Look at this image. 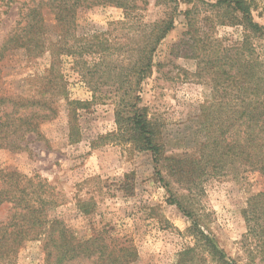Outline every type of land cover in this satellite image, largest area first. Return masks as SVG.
Here are the masks:
<instances>
[{
    "label": "rangeland",
    "instance_id": "1",
    "mask_svg": "<svg viewBox=\"0 0 264 264\" xmlns=\"http://www.w3.org/2000/svg\"><path fill=\"white\" fill-rule=\"evenodd\" d=\"M38 1L0 0V94L47 98L55 102L58 114L40 122L38 133L30 132L22 149H1L0 167L32 179L35 185L39 182L46 185L43 189L49 202L47 215L64 222L74 234L75 244L89 240L97 246L102 244L104 235L134 245L138 257L132 264H177L179 252L191 238L186 232L190 218L171 202L175 198L187 208L205 212L209 230L220 247L230 256H241L246 261L248 251L243 246V237L247 225L243 209L248 198L264 188V177L244 166L236 172L227 164L226 170L216 174L205 168L192 205L186 199L188 184L174 160L185 155L201 160L200 134L206 125L216 122L212 116L216 107L211 110L208 107L218 100L212 76L195 74L196 60L172 50L185 30V16L177 15L175 28L162 40L155 54L161 65L155 66L142 84L141 104L147 106L149 116L157 121L165 144L163 159L156 164L150 151H139L131 141L124 142L114 135L118 96L105 95L104 91L118 79H110L104 85L103 77L98 78L97 74L92 77L84 62L92 63L97 57L91 53L83 58L60 54L56 69L63 74V80L49 82V77L45 78L52 60L48 52L35 55L21 46L4 47L17 23L21 21V26L24 25V15ZM148 3L145 10H138L144 22L164 17V6L158 5L157 0ZM193 4L181 0L179 9L185 11ZM124 13L123 8L113 5L80 9L73 36L88 41L108 38L112 46L108 66L120 67V51L137 46L140 29L135 21L133 25L121 24ZM253 14L264 24V0H255ZM43 17L48 36L56 39L60 31L54 14L44 9ZM216 31V36L240 39L243 29L219 26ZM118 72L119 68L112 73ZM93 83L101 88L95 97H92ZM46 84L65 88L52 95L50 85ZM72 100L81 104L71 106ZM206 111L209 114H204ZM200 167L203 168L202 163ZM26 189L32 190L28 181ZM14 211L11 203L0 205V237ZM47 241L46 236L32 235L7 252L4 240L0 239V264H47ZM97 258L98 255L77 258L66 264H95ZM259 258L260 255L257 261Z\"/></svg>",
    "mask_w": 264,
    "mask_h": 264
},
{
    "label": "trees",
    "instance_id": "2",
    "mask_svg": "<svg viewBox=\"0 0 264 264\" xmlns=\"http://www.w3.org/2000/svg\"><path fill=\"white\" fill-rule=\"evenodd\" d=\"M180 1L157 0L158 5L166 8L164 17L144 22L143 14L138 10H145L148 0H40L27 10L22 19L24 25L21 26V21L17 23L18 27L4 47L21 46L35 55L48 52L52 60L45 78L49 77V82L63 80V74L56 69L60 54L81 58L86 53L93 54L96 60L89 64L84 62L92 77L96 74L98 78L103 77L104 85L110 79H118L104 91L105 95L116 93L118 96L115 110L117 132L114 135L124 142L131 141L139 151H150L155 163L160 164L165 144L157 121L149 116L147 106L141 104L142 84L153 68L161 65L155 60L157 49L175 28L177 15L183 14L185 30L172 50H176L177 55L181 53L180 56L195 59V74H210L213 91L218 96V100L208 107L210 110L216 107L212 114L216 122L206 125L200 134L201 160L186 155L183 159L174 158L178 161L179 173L184 174L182 176L188 184L186 199L193 205L200 190L199 177L205 173V168L216 174L226 170L227 164L236 172L244 166L264 177V24L254 17L255 0H189L194 4L185 11L179 9ZM107 5L124 9L125 20L121 24L133 25L132 21H135L140 28L137 46L120 51V67L119 64L108 66L112 49L108 38L96 37L88 41L74 38L72 32L80 9ZM44 9L55 16L56 28L60 31L56 39L48 36ZM219 26H240L242 37L216 36ZM117 68L119 72L112 73ZM46 85H50L52 95L65 88L64 85ZM98 89L101 88L94 84L92 97ZM75 103L81 104L72 100L70 105ZM57 114L55 102L47 98L0 94V150L22 149L26 136L30 132L38 133L39 123L53 119ZM0 180V205L11 203L15 209L0 237L7 252L33 235L48 237L47 264H66L95 255H98L95 264H132L137 259L134 245L118 238L109 239L111 237L102 235V244L97 246L90 244L89 240L75 244L74 234L64 222L48 217L46 206L49 202L44 196L46 185L42 182L35 185L32 179L1 167ZM27 181L32 190L26 189ZM171 202L190 218L186 232L191 242L179 252L177 264L264 263V188L249 197L243 209L247 225L243 237V246L248 251L246 261L241 256H230L220 247L209 230L205 212L187 208L179 199L174 198ZM116 242L121 243L117 245Z\"/></svg>",
    "mask_w": 264,
    "mask_h": 264
}]
</instances>
